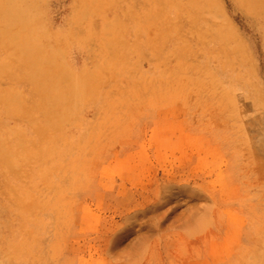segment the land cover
Returning <instances> with one entry per match:
<instances>
[{
    "label": "rangeland",
    "instance_id": "rangeland-1",
    "mask_svg": "<svg viewBox=\"0 0 264 264\" xmlns=\"http://www.w3.org/2000/svg\"><path fill=\"white\" fill-rule=\"evenodd\" d=\"M0 264H264V0H0Z\"/></svg>",
    "mask_w": 264,
    "mask_h": 264
},
{
    "label": "bare ground",
    "instance_id": "bare-ground-1",
    "mask_svg": "<svg viewBox=\"0 0 264 264\" xmlns=\"http://www.w3.org/2000/svg\"><path fill=\"white\" fill-rule=\"evenodd\" d=\"M10 6V5H9ZM23 8V7H22ZM16 20V19H15ZM17 22V21H16ZM16 36V35H15Z\"/></svg>",
    "mask_w": 264,
    "mask_h": 264
}]
</instances>
